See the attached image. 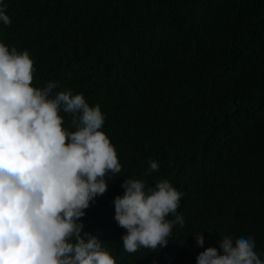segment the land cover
<instances>
[{"label":"trees","instance_id":"1","mask_svg":"<svg viewBox=\"0 0 264 264\" xmlns=\"http://www.w3.org/2000/svg\"><path fill=\"white\" fill-rule=\"evenodd\" d=\"M0 43L105 115L121 172L81 218L117 264H197L225 236L264 261V0H0ZM64 127L72 115L61 111ZM159 165L149 172V160ZM126 179L184 195L168 246L127 253L114 200ZM169 220L175 219L169 216ZM203 233L204 246L196 243ZM83 235V233H82Z\"/></svg>","mask_w":264,"mask_h":264},{"label":"clouds","instance_id":"2","mask_svg":"<svg viewBox=\"0 0 264 264\" xmlns=\"http://www.w3.org/2000/svg\"><path fill=\"white\" fill-rule=\"evenodd\" d=\"M6 5L0 22L10 26ZM34 61L28 51L0 43V264H117L105 244L84 233L80 222L98 196L108 191L106 176L122 165L108 136L105 115L71 90L53 95L55 83L33 87ZM61 111L72 115L64 127ZM148 171L160 165L149 160ZM123 196L114 200L115 221L126 230L127 253L168 246L184 195L168 180L146 187L126 179ZM175 219L169 220V216ZM83 233V235H82ZM203 247V233H196ZM253 238L225 236L219 248H207L197 264H264Z\"/></svg>","mask_w":264,"mask_h":264}]
</instances>
